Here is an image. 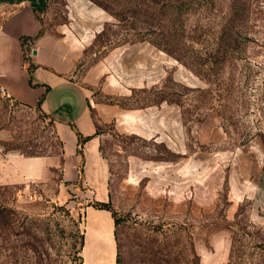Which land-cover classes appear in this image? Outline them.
I'll list each match as a JSON object with an SVG mask.
<instances>
[{
  "label": "rangeland",
  "instance_id": "obj_1",
  "mask_svg": "<svg viewBox=\"0 0 264 264\" xmlns=\"http://www.w3.org/2000/svg\"><path fill=\"white\" fill-rule=\"evenodd\" d=\"M92 1L113 17L107 30L112 43L150 42L193 78L178 75L175 85L160 89L193 132V162L186 165L183 155L163 145L110 138L105 148L116 174V246L99 245L88 234L81 253L86 202L74 210L46 200L38 189L0 187V264H78L81 256L83 264H202L199 245L212 251V237L224 232V264H264V235L248 220L249 204L231 203L244 192L239 188L233 196L232 185L241 187L264 170V0ZM50 5L40 14L44 28L64 19L63 1ZM9 11L0 7V21ZM0 116L14 134L7 151L59 155L45 115L0 94ZM120 147L176 165L142 170L143 182L129 186L127 197Z\"/></svg>",
  "mask_w": 264,
  "mask_h": 264
},
{
  "label": "crops",
  "instance_id": "obj_2",
  "mask_svg": "<svg viewBox=\"0 0 264 264\" xmlns=\"http://www.w3.org/2000/svg\"><path fill=\"white\" fill-rule=\"evenodd\" d=\"M50 1L0 0V7L10 10L0 21V89H4L0 94L45 115L60 153L28 157L7 151L14 134L2 125L0 116V187L24 193L38 189L46 200L74 210L86 202L84 245L88 234H95L99 245L116 246L112 213L89 205L114 201L116 174L105 143L119 137L163 145L168 152L183 155L186 165L192 164L193 132L181 109L162 97L160 89L165 83L175 85L178 75L188 82L193 78L150 42L112 43L107 30L113 17L92 0H62L64 19L44 28L40 14L51 7ZM79 136L90 139L80 146ZM117 153L126 162L122 185L127 197L129 186L143 182L142 170L158 173L176 165L146 160L140 152L123 147ZM245 183L232 185L233 196L239 188L244 190L232 207L246 201L250 224L264 235V170ZM146 184V190L153 186L152 180ZM212 246L209 251L206 243L199 245L201 263L224 264L227 233L213 236Z\"/></svg>",
  "mask_w": 264,
  "mask_h": 264
},
{
  "label": "trees",
  "instance_id": "obj_3",
  "mask_svg": "<svg viewBox=\"0 0 264 264\" xmlns=\"http://www.w3.org/2000/svg\"><path fill=\"white\" fill-rule=\"evenodd\" d=\"M27 40H28L27 38H24L23 39V42L25 43V41H27ZM29 40H30V38H29ZM33 68L34 67L32 65V66L29 67V70H32ZM89 139H90L89 137L83 138V137L79 136L80 146H82ZM22 154L25 155V156H28V157L40 156V155H36V154H29V153H26V152H22ZM89 205L93 206L96 209L108 210L109 212H112L113 218L114 217L116 218L117 213L116 212H113L114 210H113L111 201L110 202H107V203L95 202V203H92V204H89ZM115 225L116 226L119 225V220L115 219ZM83 246H84V235L82 234L81 235V238H80V251H79L80 253H81V251L83 249ZM78 264H83V258H82V256L79 258V263Z\"/></svg>",
  "mask_w": 264,
  "mask_h": 264
},
{
  "label": "built area",
  "instance_id": "obj_4",
  "mask_svg": "<svg viewBox=\"0 0 264 264\" xmlns=\"http://www.w3.org/2000/svg\"><path fill=\"white\" fill-rule=\"evenodd\" d=\"M0 91H1V93H3L4 92V89L1 88Z\"/></svg>",
  "mask_w": 264,
  "mask_h": 264
},
{
  "label": "water",
  "instance_id": "obj_5",
  "mask_svg": "<svg viewBox=\"0 0 264 264\" xmlns=\"http://www.w3.org/2000/svg\"><path fill=\"white\" fill-rule=\"evenodd\" d=\"M34 53H35V51H34Z\"/></svg>",
  "mask_w": 264,
  "mask_h": 264
}]
</instances>
